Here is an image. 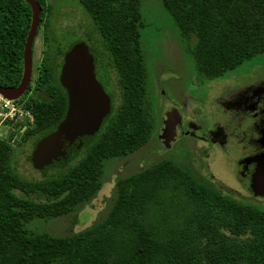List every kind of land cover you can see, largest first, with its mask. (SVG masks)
I'll return each mask as SVG.
<instances>
[{"label": "trees", "instance_id": "obj_1", "mask_svg": "<svg viewBox=\"0 0 264 264\" xmlns=\"http://www.w3.org/2000/svg\"><path fill=\"white\" fill-rule=\"evenodd\" d=\"M38 1L45 19L54 7ZM77 2L100 35L102 45L95 52L105 86L106 75L114 88L113 114L96 139L65 165L47 173L33 167L40 179L18 172L15 135L0 140V264H264V210L171 161L119 179L109 215L79 234L29 231L33 221L77 214L101 192L105 163L138 153L154 134L141 43L143 0ZM162 2L188 44L198 78L221 79L264 55V0ZM32 16L25 0H0L4 88L22 81ZM45 55L31 100L35 121L22 135L23 141L35 140L26 157L31 164L36 146L58 129L68 109L57 58L51 50Z\"/></svg>", "mask_w": 264, "mask_h": 264}, {"label": "rangeland", "instance_id": "obj_2", "mask_svg": "<svg viewBox=\"0 0 264 264\" xmlns=\"http://www.w3.org/2000/svg\"><path fill=\"white\" fill-rule=\"evenodd\" d=\"M47 3L48 6L54 7V16L51 22L57 32L59 31L66 48L76 42L87 43L94 49L93 42L96 51L101 48L100 35L94 28L91 18L78 4L77 0H47ZM142 15L144 27L141 30V43L150 79L149 103L156 121V127L159 129L166 113L170 111L171 107L177 106L183 119L191 117L195 120L200 135L219 127L236 130L238 121L243 114H240L242 112L236 109L235 102L242 98L247 91H250L248 88H253L254 91L264 88V55L245 63L236 71L210 83L213 91L211 96L216 95L215 100L217 101L213 104L214 109L211 106L208 107L207 114L203 110V101L207 90H196L197 86L195 87V84L197 85V83L195 81H192L191 87L189 86L188 77L191 76L192 80L197 77L196 64L188 51V44L181 38L179 28L164 7L162 0H143ZM88 38H91L92 42ZM42 42L43 34H41ZM39 47L40 39L36 41L34 48L33 83L38 78ZM104 78L109 83L106 86L107 93L113 96L112 82H109L106 75ZM99 79L103 80L100 75ZM117 100L118 98L114 97L115 104H117ZM172 116H174L173 113L170 114V117ZM169 134L165 136L169 137ZM16 140H18L16 143H19L21 136H18ZM161 140L163 139L161 138ZM154 149H159L156 142L139 151L133 157L113 159L106 162L104 166V186L91 203L82 207L77 214L70 217L33 221L29 224V231L35 235L44 233L63 237L79 234L101 223L109 215L116 200L118 180L127 178L142 168L161 160L157 157H148ZM238 159L237 152L234 150L225 154L217 152L214 157L207 159L205 174L215 182L214 187L223 186L236 192L240 190L235 184V174H233L236 167L235 162ZM17 169L27 179L41 178L39 172L26 160V157H19ZM225 191L223 192L225 193ZM241 192V194L227 192L226 194L233 196L238 201L264 210V197L256 196L253 191L251 193Z\"/></svg>", "mask_w": 264, "mask_h": 264}, {"label": "flooded vegetation", "instance_id": "obj_3", "mask_svg": "<svg viewBox=\"0 0 264 264\" xmlns=\"http://www.w3.org/2000/svg\"><path fill=\"white\" fill-rule=\"evenodd\" d=\"M36 1L41 6L42 12L40 15L39 28L34 40L33 50H32V78H33L34 48L36 41L40 39V47H39L40 63L38 67V77L40 75V67L46 58L45 54L47 51L51 50L54 55L53 58L54 57L57 58L56 60L55 59L53 60L58 62L57 64L58 68L60 66L59 68L60 75L58 79L61 84V73L65 60L71 49L74 46L81 44L82 42L73 43L69 48H66L65 44L61 40L59 31L57 32V29L55 28V26H53L51 22V19L54 16V10L51 12L50 15H47L48 18L45 17V19H42L44 12L43 7L38 0ZM46 6L48 7V3H46ZM32 21H33V16H32ZM41 34H43L42 43H41ZM88 39L89 41L92 42L91 38ZM85 45L89 47V49L97 59L96 56L97 54L95 52L97 49H95L96 46L93 44V42L92 45L94 49L90 47L89 44L87 43ZM24 54H25V49H24ZM23 61H24V55H23ZM96 75L98 82L103 86L105 92L107 93V88L103 80L99 79V75L100 77H102V71L99 70L98 59L96 64ZM187 81L190 82L189 83L190 87L192 86V81H195V83H197V85L195 84V87L197 86L196 90L199 91L201 89H203V91L207 90L203 101V110H205L207 113L208 107L211 106V108L214 109L213 104L217 100H215L216 95L211 96V92H213L211 88L212 86L210 87L211 81L208 82L198 77L196 78L194 77L192 80L191 76L190 78L188 77ZM248 90L250 91H247L242 96V98H240L237 102H235L236 109L242 112L240 114H243L240 117L241 119L238 121L237 124L238 128H236V130H228L227 128L224 127L222 129L221 127H219L215 129L213 128L212 131H209L207 133L205 132L202 135H200L199 127L195 125V120L193 118L187 117L186 119H183V117H181L179 113L180 109L177 108V106L171 107L170 111L166 113V117H164V119L160 123L159 129L156 127V121H155V129L152 140L142 150L149 147L153 142H156L157 145L159 146V149L158 150L154 149L153 152L148 155V157H157L158 159H161L160 161H162L163 159H164L163 161H171L177 166L188 169L195 177H197L202 181H205L204 183H208L212 185H214L215 182L205 174L207 159L214 157L217 154V152L225 154L228 151L234 150L237 152V157H239V159L235 162L236 167L235 170H233V174H235V184L237 188L240 190H238L237 192L231 191L228 188H224L223 186H218L219 187L218 189L220 190L222 189L223 191L226 190L225 193L227 192V193L241 194L242 193L241 191L251 193L253 179L257 173V169L259 166L256 161L260 157H264V88L255 91L253 88L251 89L248 88ZM108 96H110L112 100L111 95L108 94ZM68 107H69V95H68ZM113 109H114V103H113ZM172 113L176 117L173 119V125L171 127L169 123H170V114ZM28 130L29 127L24 131L17 132V134L19 135L14 134L15 136L12 141V144L16 152L19 153L18 154L19 157H29L32 154L30 150L35 140L33 141L31 139V140L23 141V137H22V135H24V133ZM167 134H169V137L165 136ZM18 136H21V140L19 141V143H16L18 142V140H16ZM161 138L163 140H161ZM23 142L24 144H21ZM86 147H84L82 151ZM136 154L129 156V158L133 157ZM179 157H183V158H179Z\"/></svg>", "mask_w": 264, "mask_h": 264}, {"label": "water", "instance_id": "obj_4", "mask_svg": "<svg viewBox=\"0 0 264 264\" xmlns=\"http://www.w3.org/2000/svg\"><path fill=\"white\" fill-rule=\"evenodd\" d=\"M31 7L33 21L24 54V75L18 87L3 88L0 92L11 100L25 95L32 83V50L39 28L41 6L36 0H25ZM97 59L85 44L74 46L69 52L61 73V84L68 92L69 107L65 120L33 151L32 165L42 173L61 167L79 154L100 134L113 113V103L98 82ZM169 125L172 127L173 119ZM252 191L264 197V157L257 161Z\"/></svg>", "mask_w": 264, "mask_h": 264}, {"label": "built area", "instance_id": "obj_5", "mask_svg": "<svg viewBox=\"0 0 264 264\" xmlns=\"http://www.w3.org/2000/svg\"><path fill=\"white\" fill-rule=\"evenodd\" d=\"M36 81L31 83V90L17 100L7 99L0 92V140H6L34 124L31 100L35 93Z\"/></svg>", "mask_w": 264, "mask_h": 264}]
</instances>
